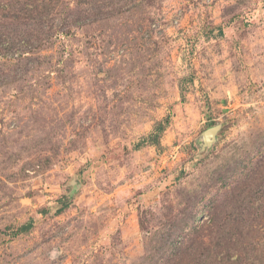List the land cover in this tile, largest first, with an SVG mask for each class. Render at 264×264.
Here are the masks:
<instances>
[{"label": "rangeland", "instance_id": "374dc122", "mask_svg": "<svg viewBox=\"0 0 264 264\" xmlns=\"http://www.w3.org/2000/svg\"><path fill=\"white\" fill-rule=\"evenodd\" d=\"M50 1L0 0V264H168L198 216L188 264H264V0H55L8 46Z\"/></svg>", "mask_w": 264, "mask_h": 264}, {"label": "trees", "instance_id": "16d2710c", "mask_svg": "<svg viewBox=\"0 0 264 264\" xmlns=\"http://www.w3.org/2000/svg\"><path fill=\"white\" fill-rule=\"evenodd\" d=\"M39 0H33V2H38ZM49 3L52 4V7H50L48 10H39L40 8H45V4L40 3L36 5L35 7L31 8L27 6L26 8L20 7L19 10H16L14 14H9V16H5L6 19L14 20L15 22V29H18L17 33H13V37L11 38L12 42L8 44V46L14 47L15 45L19 44L20 41H22V34L30 38L34 37L32 46V51L30 53H37L43 49H47L48 46L53 42L52 37H55L56 32L52 33V28L47 27V23L51 18H54L57 14L53 13V9L57 6L55 3V0H51ZM55 3V4H54ZM54 4V5H53ZM51 10V11H50ZM29 26H32V28H29ZM5 30L0 31V41L3 40L5 36H8V34L12 31L9 27H2ZM23 28V29H20ZM16 31V30H15ZM25 32V33H23ZM70 33V30L67 31V35ZM9 39V38H5ZM4 43V41H3ZM2 43V44H3ZM0 44V46H2ZM10 48V49H11ZM2 56H5L3 54H0ZM169 124L168 121L166 123H160L156 127V132L154 135H151L149 138L144 139L138 146L137 149H139L141 146L145 145L146 143L151 142L154 145H160V136L165 131L166 125ZM213 125V124H212ZM62 210H60L61 212ZM198 220L199 216L195 219V221L192 223V227H190V231L186 232L181 241L175 239L173 244H171V251L168 250L167 252V261L168 264H188L187 260L195 258V256L199 255L202 250V243H195L190 246L188 243V238L190 240V235L194 233L198 227ZM188 224L185 222L184 229L187 230ZM33 228V224L29 223L24 226H22L18 232L19 233H29ZM186 235V236H185Z\"/></svg>", "mask_w": 264, "mask_h": 264}, {"label": "water", "instance_id": "95a60500", "mask_svg": "<svg viewBox=\"0 0 264 264\" xmlns=\"http://www.w3.org/2000/svg\"><path fill=\"white\" fill-rule=\"evenodd\" d=\"M223 128L222 124L216 125L214 127H211L204 131L202 135L200 136V144H199V154H202L203 152H209L212 150L214 145L219 140V133L221 132Z\"/></svg>", "mask_w": 264, "mask_h": 264}]
</instances>
